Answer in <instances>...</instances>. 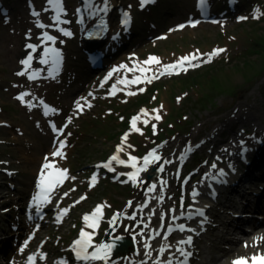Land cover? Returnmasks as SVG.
Segmentation results:
<instances>
[{"label":"rangeland","instance_id":"1","mask_svg":"<svg viewBox=\"0 0 264 264\" xmlns=\"http://www.w3.org/2000/svg\"><path fill=\"white\" fill-rule=\"evenodd\" d=\"M102 1L110 7L115 32L103 40H92L99 48L110 50L104 54L103 65L89 73L88 49L83 47V36L74 21V7L80 0H60L59 22L54 19L57 9L48 0H0V263L211 264L214 259L224 260L227 257L222 254L232 248V240L238 238L247 245L242 232L232 231L229 236L233 229L221 223L227 217L226 206L215 204L212 210L206 209L203 216L188 222L174 218L212 202L203 189L214 185V173L225 171L226 156L220 152L229 151L231 145L228 148L218 141L211 146L209 138L216 131L220 139H226L238 129L241 119L234 122L230 116L233 109L252 106L248 111L264 128V0H212L214 22L196 21L194 0ZM231 1L235 8L230 7ZM120 11L132 14L130 29L115 24ZM189 22L196 25L191 28ZM178 24H184L185 29L175 32L171 39H157ZM45 31L52 33L54 43L43 39ZM29 44L36 46L35 51L27 47ZM50 45L60 52L55 65L53 58L44 55ZM217 48L225 51L204 63L206 54ZM197 52L205 54L194 61L199 67L151 82L145 79L158 73L163 65ZM29 56L32 60L25 68L21 61ZM150 56L161 63L144 65ZM45 58L48 63H41ZM140 67H150L151 71L142 74ZM20 72L25 75H18ZM33 73L36 76L30 80ZM136 77L143 82L131 83ZM25 92L30 95L25 96L26 103H21L16 97ZM27 102L34 106L29 108ZM44 105L55 111L45 115ZM142 109L148 116L137 121V132L131 128V120ZM154 109L159 111L160 120L153 118L157 114ZM144 119H148L147 124L142 122ZM52 125L60 131H53ZM247 126L253 130V126ZM125 134L127 140L122 139ZM54 136L65 145L61 149L63 157L52 156L53 147H59L57 142L50 143ZM244 141L252 142L251 132L244 133ZM152 146L161 154V160L149 164L135 183L127 175L134 171L132 167L115 161L113 171L100 167L113 155L140 160ZM256 146L255 156L262 157L264 141ZM118 147H122L119 153ZM45 158L57 168L66 169L67 178L49 194L48 203L38 204L32 196L38 194L37 167ZM201 167L206 170L199 173ZM151 169L155 174L148 178ZM93 175L97 177L94 186L90 184ZM152 185L155 189L149 192ZM231 191L223 187L221 192L230 197ZM98 205H104L98 226L88 228L83 217ZM24 208H29L32 215L36 211L37 218L24 222L30 215ZM60 208L68 212L58 222ZM133 208L143 215L140 229L147 232L143 235L154 234V247H158L154 256L143 254L136 262L133 260L139 242L145 246L147 241L130 228ZM117 211L121 223L110 237H126L133 245L126 253L110 251L107 261L77 260L72 247L81 229L93 234L90 252L102 244ZM164 213L168 221L163 220ZM199 219L204 221L200 233L199 227H194ZM260 222L264 223V216ZM248 224L244 222L243 229L252 237L251 227L257 224ZM180 225L186 228L182 236L176 228ZM172 226L176 228L173 232ZM189 235H198L199 252L193 256L194 247H189L193 245L175 242L177 236L188 240ZM160 246L167 249L160 252ZM254 255L264 256V250L257 247L228 257L223 264H233L242 257L251 264Z\"/></svg>","mask_w":264,"mask_h":264},{"label":"bare ground","instance_id":"2","mask_svg":"<svg viewBox=\"0 0 264 264\" xmlns=\"http://www.w3.org/2000/svg\"><path fill=\"white\" fill-rule=\"evenodd\" d=\"M96 1L98 2V0ZM104 1L108 2V0H104ZM102 3L103 1L101 0L100 4ZM189 23H190L189 24L190 27L192 28V25H194V22H189ZM115 24L119 26L120 24H122L121 20L119 19V21L115 22ZM184 29H185L184 24L183 25L178 24L177 27L166 30L164 33H161L157 37V39H169L170 37L172 38L175 32L184 30ZM113 32H115V25H112L109 28L108 33L99 37L98 40H103L104 38H107ZM50 34L52 36V33ZM92 40H94V38L92 37H88V36L83 37V42H84L83 46L87 47L86 41H92ZM252 109L253 107L250 105L247 108H244L243 105H239L235 107L233 111L230 113V116L232 117L234 122H237V119L239 118L241 119L240 126H239L240 128L238 127L236 131L234 130V132H232L233 134L226 139H222V138L220 139L218 137L219 134L216 131L214 132V134L210 135V138H209L211 142L210 143L211 146H214L216 142L220 141L221 142L220 144H225L227 147L228 146L230 147L231 145V148L229 151L227 149V152H223V151L222 153L220 152L221 155H223L224 157L226 156L225 171L220 172L218 174L214 173V177H215V180H213L214 185L211 186L208 184L207 187L203 189L204 193L202 191V193L205 196L212 199V202L207 204V210L208 209L212 210L215 204H216L215 206H217V204L226 206L227 217L225 218V221H221V223L227 224L228 227H231V229H233L230 231L229 236L234 233L232 231L238 230L242 232V235H244V238L247 241V245L244 246L243 244H241V241L238 238H236L235 240H232L231 242L232 248L230 250L224 251L222 254L223 256L227 258L236 257L240 255L241 253L252 251L257 247H260L262 250H264V223L260 222V217L264 216V201H263L264 200V155L262 157L257 158V156H255V153L253 152L257 148L256 146L257 142L264 141V128H261L259 126L258 118H255L252 115V113L248 111ZM262 117L264 118V113L262 114ZM252 121H255V122H252ZM227 125L228 124H222V126H227ZM247 125L253 126L252 127L253 130L250 131ZM247 132H251L252 134L251 143L244 141V133H247ZM43 162H46V161H43ZM242 164H245L246 165L245 167L248 170H245L244 168H242L243 166ZM234 166H235V169H234ZM204 170L206 169L204 167H201L199 170V173H202ZM39 177H40V174H39ZM223 187H228L230 190L232 189L230 193L231 194L230 197L224 196L222 194L221 191ZM220 196L221 198H223V200H219ZM165 198H168V196L166 195ZM220 201L222 203H220ZM26 203L34 204V201L33 202L31 201V203L29 201H26ZM25 209H27L25 213L30 214L28 215V217H25V219L23 220L24 222L27 223L31 219L35 218L37 215L36 214L32 215L29 208H24V210ZM174 214L176 213L174 212ZM130 215H131V223H132L130 224V228H134L135 233H138V235H142L143 239L147 241L145 244L148 245V249L150 248V251L149 250L147 251L145 249V246L141 244V242H139L140 249L138 250V253L136 254V258L133 261L136 262L141 257V255L143 256V254H147V253L150 254L151 256H154L158 250V247L157 248L154 247L156 244L153 238L154 234L151 235L149 232L148 233L149 235L145 237V235L143 234L144 233L146 234L147 232L145 230L140 229V226H141L140 220L143 217V215L139 214L137 210H135L134 208H133V211H131ZM180 216L181 214L178 216L176 215L177 218H174V219L176 220ZM206 218L210 219L209 216H207ZM184 219L186 218H183V220L180 219V221L182 222L184 221ZM207 219H206V222H207ZM163 220H167V221L169 220V217L166 215V213H164L163 215ZM203 222H204L203 219H199L196 222L197 224L194 226V227H199V233L202 230L201 224H203ZM244 222H248L249 224H252V225L257 224V226L253 225L251 227L252 237L251 236L249 237V234L244 231L243 229ZM176 228L180 230L179 227H176ZM176 228L174 227L171 228L172 232ZM171 229L168 230V232H170ZM185 229L186 228H184V230ZM180 233H182L180 234L182 236L186 232H184L183 230H180ZM189 237H191V242L189 244L193 245L189 247L191 248L194 247V249H192L191 251L192 256H193L194 253L199 252L198 235L197 236L195 235L194 237L192 235H189ZM181 241H186V240H184L182 237L179 239V236H177V239L175 240V242L181 244ZM159 248H160V252H161V249H164V251L167 249V247H161V246ZM174 250L177 251V249L175 248ZM227 258H224V260H221L220 258L214 259L211 262V264H223ZM11 259H15V255L12 256ZM173 259H176V258L174 257ZM11 263H12L11 260L6 262V264H11ZM178 264H188V261L178 262Z\"/></svg>","mask_w":264,"mask_h":264},{"label":"snow or ice","instance_id":"3","mask_svg":"<svg viewBox=\"0 0 264 264\" xmlns=\"http://www.w3.org/2000/svg\"><path fill=\"white\" fill-rule=\"evenodd\" d=\"M48 2H49V4L53 5L57 9V16L54 17V19L57 22H59V12L62 11L60 0H48ZM144 2H147V0H142V3H144ZM203 3H204V0H201V6H203ZM33 14L37 15V16L39 15V13H33ZM125 23H127V20L125 21ZM38 26L44 27V25H38ZM193 26H195V25H193ZM181 27H183V26H181ZM65 34H67V33H65ZM43 39L47 40V41H52L53 43L55 42V37L50 36L47 33L44 34ZM27 47L32 49L33 51H35V48H36V46L32 45V44L27 45ZM224 51H225L224 49H219V48L214 49L211 53L206 54L207 59L203 60V62L204 63H210L214 56H217ZM50 54L53 57L52 62L55 65L56 63H58L60 54L55 48H46L44 51L45 57H48ZM203 55H205V54H199L197 52V53H191L189 55L180 57L177 61H175L171 64L163 65L162 69L158 73L153 72V74L150 77H145V79L147 80V82H151L152 79H157V78H159V76L172 75V74L178 75V74H180L181 71H187L189 67H191V68L199 67L200 64L195 63L194 61L201 60ZM31 60H32V57L29 56L26 60H22L21 63L25 66V68H27L30 66ZM41 63L47 64L48 59L45 58V59L41 60ZM153 63L160 64L161 62H160L159 58L154 57V56H150L148 58V60L143 62L144 65H151ZM139 71L142 74H144V73L151 71V68L150 67L149 68L140 67ZM18 75H25V72H20V73H18ZM35 76H36V74L33 73V74L29 75L28 78L30 80H32L35 78ZM139 82H143L141 77H136L133 81H131V83H139ZM124 83H129V81H124ZM113 91H115V88H113ZM141 91H143V89H141ZM134 94L135 93H128V95H134ZM28 95H30V94L25 92V93H22L19 96H17L16 99L19 100L21 103H26L25 102V96H28ZM41 104H43V101H41ZM27 106L29 108H31L34 105H32L30 102H27ZM44 108H45V115H47L49 113V111H55L54 109H51V110L48 109L47 105H44ZM77 108L81 109L82 106L78 103ZM153 111L157 113L153 118L156 120H160L161 117L159 115V111L155 110V109ZM141 116L147 117L148 116L147 110L142 109L140 114H138L137 116L132 118L131 128L134 131H137V132L140 131V129L137 128L136 125H137V121H139L141 119ZM142 122L144 124H147L148 119H144ZM52 128H53V131H55V132L60 131L59 129L56 128L55 125H52ZM153 130L155 131V125H153ZM122 139L127 140V134H125V136ZM63 147H65L64 143L60 142L59 147L57 148L56 151H54L52 153V156L53 157H63L64 153L61 151V149H63ZM120 151H122V147L117 148V153H119ZM45 159H46V162L42 165V169H41L40 177H39L38 188L40 189V191L37 194V196L34 197V200L38 204L48 203L49 202V194L54 190V188L56 186L62 184L63 181L67 178V170L66 169L57 168L54 163L48 162L47 158H45ZM143 159H144V167H138L137 166V158L134 156H129V160H128V162H126V161L120 159L119 155H113L107 163L100 165V167H104V168H107L109 171H113L114 169L111 167L113 161H115L116 163L121 164V165H124L126 163H130V166L134 169V171L127 173V175L129 177V179L135 183L137 180V177L139 176V173L142 171H146L147 165L149 164V162L151 160L158 159V157H156L155 151L153 150L147 156H145ZM96 180H97V177L95 175H93V177L91 178L90 184L92 186H94L96 183ZM154 189H155V185H152L148 189V191L151 192ZM83 199H85V197H81V200H83ZM129 204H131V202H129ZM144 206L146 207L147 205L145 204ZM103 207H104V205H98L91 214H86L83 217V220L85 221L86 227L96 229V227L98 226V221L102 215V208ZM67 212H68V209H63L61 211L60 215L57 217V221L59 222L61 220L62 216L66 215ZM197 212L200 215H203V212L201 210H197ZM179 227H180V230H184V225H180ZM79 236H80V238L74 241V244L72 247V251L75 253L77 260H83V261L104 260V261H107L113 245L100 244L98 246H95L94 251L88 252V249L90 247H93V245H92L93 234L86 232L83 229H81ZM190 242H191V237L188 238V241H181V243H190ZM145 247H148V245H145ZM177 250L180 251L183 255H190V253L185 254L182 249H177ZM163 251H164V249H161V252H163ZM41 258H44V257L42 256ZM32 259H33V257H29L30 261ZM251 260H252L253 264H264V256L257 257L254 255L251 258ZM169 264H171V261H169ZM233 264H246V258L242 257L239 260L234 261Z\"/></svg>","mask_w":264,"mask_h":264},{"label":"water","instance_id":"4","mask_svg":"<svg viewBox=\"0 0 264 264\" xmlns=\"http://www.w3.org/2000/svg\"><path fill=\"white\" fill-rule=\"evenodd\" d=\"M97 50L94 48L92 49V53H90V64L93 63V61L97 58V55L101 57L103 52H99L100 54H96ZM155 174V170L151 169L150 172L148 173V178L153 177ZM104 237L102 239V244H110L113 245L111 252L113 253H126L129 249V246H132L133 243L130 241L128 238L123 237V236H117V237H110L112 233L119 227L121 223V214L120 212H115L111 219Z\"/></svg>","mask_w":264,"mask_h":264}]
</instances>
